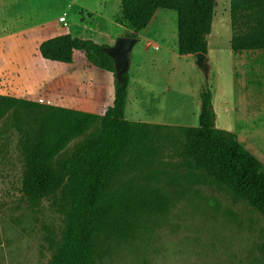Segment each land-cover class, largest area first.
<instances>
[{
	"label": "rangeland",
	"instance_id": "374dc122",
	"mask_svg": "<svg viewBox=\"0 0 264 264\" xmlns=\"http://www.w3.org/2000/svg\"><path fill=\"white\" fill-rule=\"evenodd\" d=\"M121 2L0 0V95L78 107L85 101L92 104L99 95L94 86L103 82L101 97L111 106L113 75L89 66L64 87V74L72 66L42 58L43 40L69 33L110 46L119 66L123 62L130 68L128 121L197 127L199 93L207 87L216 128L236 135L264 165V52L232 51L231 0L215 2L209 54L191 57L177 52V13L170 10H159L168 16L159 41L144 37L146 29L126 46L135 32L122 18ZM83 63L84 52H76L73 66ZM64 91L74 93V99L59 102ZM19 138L9 120L0 122V264H49L65 216L54 198L32 207L23 196ZM83 140L71 142L58 159H69ZM182 162L177 148L167 147L153 160L135 161L114 177L115 189L144 187L149 206L128 239L101 235L98 264H260L262 215L208 177L191 174Z\"/></svg>",
	"mask_w": 264,
	"mask_h": 264
},
{
	"label": "trees",
	"instance_id": "16d2710c",
	"mask_svg": "<svg viewBox=\"0 0 264 264\" xmlns=\"http://www.w3.org/2000/svg\"><path fill=\"white\" fill-rule=\"evenodd\" d=\"M215 2L122 0L121 14L135 32L131 38L137 39L158 10L174 11L178 54L208 55ZM230 4L232 51L264 52V0H231ZM39 51L45 61L62 64H72L75 53L84 52L88 64L114 77V101L102 117L0 95V122L9 120L20 136L23 196L32 207L54 198L65 216L62 238L49 264H98L101 235L120 241L135 233L150 198L144 187L115 189L114 177L135 161L153 160L167 147L177 148L191 174L208 177L264 219V165L236 135L216 128L210 88L200 90L197 127L132 122L125 117L130 68L123 62L119 66L110 46L66 33L43 41ZM81 137L84 140L69 159H58ZM261 251L260 264H264V242Z\"/></svg>",
	"mask_w": 264,
	"mask_h": 264
},
{
	"label": "crops",
	"instance_id": "0c3cea01",
	"mask_svg": "<svg viewBox=\"0 0 264 264\" xmlns=\"http://www.w3.org/2000/svg\"><path fill=\"white\" fill-rule=\"evenodd\" d=\"M155 19H156L157 26L154 23V20ZM167 21H168L167 14H162L158 10L156 12L153 20L151 21L150 25L148 26L147 30L144 31V37L154 39V41H159V39L161 37L160 32L165 28V26L167 24ZM154 30H157V31L155 32ZM50 38H53V37H50ZM50 38H47V39H50ZM47 39H45V40H47ZM45 40H43V41H45ZM116 61H117V59H116ZM73 64H74V62L72 64H67L68 66H72V67H71V69H68L67 74H64L65 75V80L61 83V85L64 86V87H68L71 84L70 81L73 78H76L77 79L78 77H80V75L77 74V71H81L82 72V71L88 70L90 68L89 66H91L90 64H88V62L87 63H83L82 66H78V65L77 66L76 65L73 66ZM118 64H119V62H118ZM81 67H83L82 70L79 69ZM104 81H106L109 84V87H110V81H108L107 78ZM49 84L51 85V83H49ZM98 84L99 85L94 86L95 89H97L99 91V95L96 96L97 98L94 96V98H95L94 102H93V99L94 98L93 99L92 98H88V99H92V101H90V102L93 105L92 104H88L85 101L81 106H78V107H71L69 105H65L64 106V105H60V104H55L54 106L64 107V108H68V109H74V110H78V111H82V112H88V113H92V114H95V115L103 116L105 114V112L107 111V109L110 106H105V103L103 101L104 98L101 97V92H102V88H103V82H98ZM50 85H47L48 90H49ZM130 92L131 91H130V86H129V90H128V100H127L125 117H126V114H127V109L129 107L130 100H131L130 99ZM62 93L63 94H61V95L64 96V97L63 98L60 97V101L59 102H61V101H63V102H69V101H72L74 99V96H73V95H75L74 93H71V92L65 93V91L62 92ZM108 95H110V92H108ZM17 98H19V97H17ZM84 98L87 99V97H84ZM56 99L57 98L52 97V101H56ZM74 104H76V103H74ZM112 104H111V106H112ZM130 117L132 119H136L137 118V120H138V118H142V117L134 116L133 114H131Z\"/></svg>",
	"mask_w": 264,
	"mask_h": 264
},
{
	"label": "water",
	"instance_id": "95a60500",
	"mask_svg": "<svg viewBox=\"0 0 264 264\" xmlns=\"http://www.w3.org/2000/svg\"><path fill=\"white\" fill-rule=\"evenodd\" d=\"M134 41H135V39L128 38V39L125 40V43H126L125 45L126 46H131L134 43Z\"/></svg>",
	"mask_w": 264,
	"mask_h": 264
},
{
	"label": "built area",
	"instance_id": "2783aa9c",
	"mask_svg": "<svg viewBox=\"0 0 264 264\" xmlns=\"http://www.w3.org/2000/svg\"><path fill=\"white\" fill-rule=\"evenodd\" d=\"M62 22H64V23L66 22V21H65V18L62 19Z\"/></svg>",
	"mask_w": 264,
	"mask_h": 264
}]
</instances>
